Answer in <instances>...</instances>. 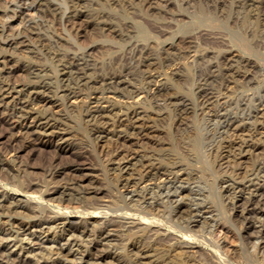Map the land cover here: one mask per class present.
Wrapping results in <instances>:
<instances>
[{
	"label": "rangeland",
	"instance_id": "rangeland-1",
	"mask_svg": "<svg viewBox=\"0 0 264 264\" xmlns=\"http://www.w3.org/2000/svg\"><path fill=\"white\" fill-rule=\"evenodd\" d=\"M43 1L36 0V7H39L37 11L39 10L40 13L38 12V16L26 20V22L19 18L8 19L6 16L4 17L3 14L5 12L9 13L15 4H12L10 0L0 1V7L2 4L4 6L1 7L2 9L0 8V17L6 18L4 21V18L1 17L0 30L6 26L10 27L9 29L14 27V29H11L12 31L10 30L4 34L0 33V62L6 58V60H13L14 65L21 68L22 71L15 73L16 78L15 75H12L10 79V84L12 82V88L14 87L15 90H11L10 96L6 99L8 105L10 101L11 106L9 105V109L2 111L0 122L2 119L19 122L20 114L22 116H25L26 113L31 115L27 120L28 122L21 123L22 130H15L12 133L13 136L9 135L8 139L3 140L5 146L0 145V155L2 156L0 157L2 158L0 159V196L4 201L3 204L13 203V206L18 207L21 205L22 208L28 207L33 212L31 214L22 212L21 214L18 209L8 215L7 213H1L2 221L7 222V227L12 229L17 224L32 223L33 221L59 219L60 222L66 223L80 222V227L89 232L85 236L88 239L86 241L85 237L75 238L77 241L74 248L76 255L70 257V262L67 264H86L89 259L91 263L88 262L87 264H148L149 261V264H209L210 260L213 259L211 256L214 255L223 257L225 262L228 260V263L233 261L235 264H259L257 258L252 255L251 246L244 240V227L250 219L245 212L247 207L253 208L254 206V208H260V210L263 207L262 210H264V163L259 162L262 159L264 161V136L258 135V133L264 131H261L264 128V119L256 115L259 110L264 109V0H135V3L134 0H49L44 1V3ZM142 3H145V6ZM52 11H55V14ZM60 13L62 14L59 16ZM12 32H14L13 35ZM11 37L12 39H10ZM8 39L10 40L8 41ZM12 40H14L13 43ZM58 72L61 73L60 76ZM66 72L68 73L65 74ZM17 75L20 77H17ZM36 75H40V77L37 78ZM77 75L79 76L77 77ZM0 81L1 88L2 82L5 83L2 76H0ZM69 81L71 85H69ZM40 82H43V87ZM82 87L85 89H82ZM99 87L101 91L98 89ZM119 87L122 92L119 91ZM67 88L68 90H66ZM108 89L110 90L109 93ZM73 91L79 93L78 95L81 98L75 99L69 96L70 92ZM118 92L120 93L118 94ZM120 94L121 97H119ZM27 95L29 96L27 97ZM105 98L109 99L110 103ZM12 101L13 103H11ZM31 103L33 104L31 105ZM115 106L119 111L114 108ZM21 107L23 108L19 109ZM24 108L27 110L29 108V110L27 111ZM111 113L113 114L111 115ZM129 113H133L130 114L132 118L128 115ZM134 113L136 114L134 115ZM107 114L110 116L108 117ZM116 114L118 115L115 116ZM253 115L257 119H254ZM247 117H251V119L246 120ZM14 118L18 119L15 120ZM260 119L263 122H259ZM104 120L105 122H103ZM42 121L53 128L52 136L48 138V143L45 145L40 144L38 131L35 133L33 130L26 131L24 129L31 123H42ZM111 122L118 125L111 126ZM104 123L108 124L107 127ZM132 124L137 128H134ZM254 126L258 131L257 134V131H254ZM237 127L238 129H236ZM6 128L5 125L3 130ZM110 130L115 132L112 133ZM24 131L25 133H23ZM229 137H237L238 139L233 138L234 140L232 139L231 142ZM239 138L258 144L259 151L251 156L246 155V153L239 155L238 146L244 141ZM10 140L13 144L8 145L7 143H10ZM69 144L71 145L69 146ZM16 145L18 146L15 147ZM127 146H131V148ZM136 152L139 154L137 155ZM230 152H233V154ZM106 153L107 156H105ZM108 153L117 154H115L116 156L113 154V156H110ZM212 155L214 157L218 156L214 158ZM108 160L110 164H108ZM141 162L145 164L146 168ZM78 163L82 165L81 167L87 169L83 173L72 174V176H75L71 178L69 168L70 166H77ZM246 163L248 165H245ZM244 168H247V171ZM54 169L60 171L61 175H57L56 178L52 176L56 172ZM62 171L64 172L62 173ZM140 171L141 173H138ZM152 172H154V175ZM244 172L246 174L248 172V175ZM251 173L255 174L253 181L255 179V182H258L254 184L252 181L253 184L249 186L248 181L252 179V177L250 178ZM128 175L129 181H127ZM80 177L81 180L85 181L80 186L82 190H78V185H76L75 192L77 191V194L73 192L74 194L72 193L71 197H65L66 201L60 204L58 200L60 193L67 186L69 189L73 187L71 179L77 178V180H80ZM242 177L243 181L241 180ZM4 178H7V181ZM52 178L56 179L53 180L55 185L51 180ZM232 180L236 182H232ZM29 187H31V190ZM84 187L88 188L87 193L89 192L85 196L83 195V191H86ZM91 188H93L92 191ZM51 190H58L59 192L57 195H52L54 191ZM253 190L255 191L253 192ZM11 191L12 193H10ZM249 191L251 195H249ZM5 194L7 196H4ZM150 197H154V199L152 198V200ZM58 205H61L62 208H57ZM90 210L92 212H89ZM17 211L19 212L17 213ZM190 214L193 215L190 217ZM238 220L239 224L243 220L241 225L238 224ZM254 222L256 223V220ZM97 223L99 226H97ZM243 230L244 232H242ZM213 234H217V238ZM208 238L213 242L209 241ZM107 242L113 244L111 243L108 248L109 244ZM218 242L221 246L218 245ZM143 245H145V248ZM137 246H139V249ZM222 246L223 248H221ZM100 249L104 251L100 252ZM110 249L112 253L109 252ZM221 250L224 252L221 253ZM131 251L136 252V254ZM97 252L98 255L100 252L101 256H106V258L94 261L93 259L98 256ZM236 259L239 260L235 261Z\"/></svg>",
	"mask_w": 264,
	"mask_h": 264
},
{
	"label": "bare ground",
	"instance_id": "bare-ground-1",
	"mask_svg": "<svg viewBox=\"0 0 264 264\" xmlns=\"http://www.w3.org/2000/svg\"><path fill=\"white\" fill-rule=\"evenodd\" d=\"M0 1H4V0H0ZM11 1V3L12 4H15V6H14V8L8 13V12H5L3 15H4V17L6 16V18H8V19H17V18H19V19H22V20H24L25 22H26V20H31V19H33L34 17H36V16H38L39 14H38V12H39V10L37 11V9L39 8H37L36 7V0H10ZM44 1H49V0H44ZM44 1H43V3H44ZM72 1V0H71ZM74 1V0H73ZM82 1V0H81ZM119 1H121V0H119ZM127 1V0H126ZM130 1V0H129ZM145 1V0H144ZM255 1H257V0H255ZM260 1V0H259ZM263 1V0H262ZM7 2H9V1H7ZM78 2V1H77ZM134 3H135V0L133 1ZM147 2V1H146ZM254 2V1H253ZM252 2V3H253ZM6 3V2H5ZM4 3V4H5ZM75 3V2H74ZM73 3V4H74ZM138 3V2H137ZM10 4V3H9ZM39 4V3H38ZM49 4V3H48ZM77 4V3H76ZM120 4V3H119ZM118 4V5H119ZM139 4H141V3H139ZM145 3H142V5H144ZM254 4V3H253ZM259 4V3H258ZM261 5V4H260ZM2 6H3V4H2ZM1 6V7H2ZM11 6V5H10ZM37 6H39V5H37ZM43 6H45V5H43ZM76 6V5H75ZM145 6V5H144ZM0 7V8H1ZM4 7V6H3ZM2 7V8H3ZM12 7V6H11ZM74 7V6H73ZM1 8V9H2ZM69 8H71V7H69ZM11 9V8H10ZM56 10V9H55ZM41 11V10H40ZM71 11V10H70ZM75 11V10H74ZM144 12H146L145 10H143ZM4 12V11H3ZM53 12V11H52ZM55 12V11H54ZM53 12V13H54ZM40 13V12H39ZM64 13V12H63ZM9 14H11L9 17H8V15ZM38 14V15H37ZM55 14V13H54ZM58 14V13H57ZM62 13H60L59 14V16L61 15ZM75 14V13H74ZM79 14H80V12H79ZM1 15V14H0ZM41 15V14H40ZM71 16V15H70ZM2 17V16H1ZM1 17H0V19H1ZM4 17H2V19L4 18ZM73 17H75V16H73ZM79 17V16H78ZM6 18H4V21H5V19ZM77 18V17H76ZM16 21V20H15ZM20 21V20H19ZM18 21V22H19ZM22 22V21H21ZM30 22V21H29ZM2 23H3V21H2ZM24 23V22H23ZM22 23V24H23ZM22 24H20L21 26H22ZM25 24V23H24ZM1 25V24H0ZM25 25H27V23L25 24ZM6 26V25H5ZM10 26V25H9ZM20 27V26H19ZM10 27H8V26H6V27H3L1 30H0V33L1 34H4V33H6V32H9L11 29H14V27L13 28H11V29H9ZM18 28V27H17ZM20 29V28H19ZM26 29V28H25ZM24 29V30H25ZM15 30H17V29H15ZM15 30H13V31H15ZM27 30H28V28H27ZM12 31V30H11ZM13 33L14 32H12V35H13ZM20 33V32H19ZM23 34V33H22ZM6 36V35H5ZM4 36V37H5ZM10 36V35H9ZM16 36H18V34H16ZM15 36V37H16ZM20 36V35H19ZM24 36V35H23ZM22 36V37H23ZM31 36V35H30ZM25 38H27L26 36H24ZM6 38V37H5ZM14 38V37H13ZM20 38V37H19ZM25 38H24V40H25ZM2 39V38H1ZM10 39H12V37L10 38ZM10 39H8V41L10 40ZM23 39V38H22ZM21 39V40H22ZM5 40V39H4ZM20 40V39H19ZM28 40V39H27ZM2 41H3V39H2ZM8 41H7V43H8ZM15 41H16V39H15ZM12 43L14 42V40H12L11 41ZM24 42V41H23ZM26 42H28V41H26ZM4 43H5V41H4ZM18 43V42H17ZM19 43H21V42H19ZM29 43H31V42H29ZM10 44V43H9ZM22 44V43H21ZM3 45V44H2ZM10 45H12V44H10ZM15 45V44H14ZM0 46H1V44H0ZM7 47V46H6ZM12 47V46H11ZM15 47V46H14ZM2 48V47H1ZM9 48V47H8ZM13 48V47H12ZM11 50H13V49H11ZM1 53V52H0ZM4 53V52H3ZM229 53V52H228ZM4 55V54H3ZM2 55V56H3ZM230 55V54H229ZM16 56V55H15ZM233 56V55H232ZM17 57V56H16ZM238 57V56H237ZM15 58V57H14ZM20 58V57H19ZM231 58V57H230ZM7 59V58H6ZM4 60L3 59V61L2 62H0V76H2V78H4V80H5V83L3 84V82H2V87L0 88V115L5 111V110H7V109H9L8 107H9V105L11 106V104H10V101H9V105H8V102H6V99H8V96H10V91L11 90H13L14 89V87L12 88V82H11V84H10V79H11V77H12V75L14 76L15 75V73L16 72H19V71H21V68H19L18 66H16V65H14L15 63H14V61L12 60ZM11 59V58H10ZM22 59V58H21ZM73 60H74V58H72ZM71 59V60H72ZM2 60V59H1ZM15 60V59H14ZM18 61H19V59H17ZM70 60V61H71ZM229 60V59H228ZM233 60V59H232ZM231 60V61H232ZM241 60V59H240ZM239 60V61H240ZM16 61V60H15ZM69 61V62H70ZM230 61V62H231ZM65 62V61H64ZM68 62V61H67ZM17 63V62H16ZM20 63V62H19ZM77 63H78V61H77ZM248 64V63H247ZM17 65H18V63H17ZM23 65V64H22ZM63 65H64V63H63ZM65 66V65H64ZM71 66V65H70ZM70 66H67V67H70ZM73 66V65H72ZM78 66V65H77ZM76 66V67H77ZM28 67V66H27ZM66 67V68H67ZM78 69H79V67H78ZM74 70H76V69H74ZM83 70V69H82ZM81 70V72H84V71H82ZM85 70V69H84ZM30 71V70H29ZM60 71V70H59ZM69 71V70H68ZM71 71V70H70ZM22 72V71H21ZM31 72V71H30ZM59 73V76H60V72H58ZM68 72H66L65 74H67ZM70 73V72H69ZM22 74V73H21ZM29 75H30V73H28ZM27 74V75H28ZM83 73H81V75H82ZM84 74H85V72H84ZM84 74H83V76H84ZM23 75V74H22ZM70 75V74H69ZM80 75V74H79ZM79 75H77V77L79 76ZM239 75V74H238ZM242 75V74H241ZM31 76V75H30ZM37 76V75H36ZM39 77H40V75H38ZM38 76H37V78H38ZM62 76V75H61ZM240 76V75H239ZM245 76V75H244ZM17 77H20V76H18L17 75ZM35 77V76H34ZM74 77H76V76H74ZM86 77V76H85ZM238 77V76H237ZM247 77V76H246ZM15 78H16V75H15ZM15 78H14V80H15ZM31 78H32V76H31ZM36 78V79H37ZM244 78V77H243ZM55 79V78H54ZM62 79V78H61ZM84 79V78H83ZM242 79V78H241ZM2 80V79H1ZM39 80V79H38ZM74 80H75V78H74ZM238 80H240V79H238ZM243 80V79H242ZM13 81V80H12ZM24 81H26V80H24ZM40 81H41V79H40ZM59 81V80H58ZM102 81V80H101ZM18 82V81H17ZM28 82H29V80H28ZM68 82V81H67ZM90 82H92V81H90ZM95 82V81H94ZM239 82V81H238ZM237 82V83H238ZM0 83H1V81H0ZM14 83V82H13ZM22 83V82H21ZM39 83V82H38ZM37 83V84H38ZM41 83V82H40ZM43 83V82H42ZM42 83H41V86H42ZM76 83H77V81H76ZM78 83H79V81H78ZM93 83V82H92ZM16 84V83H15ZM18 84V83H17ZM66 84V83H65ZM74 84V83H73ZM112 84V83H111ZM235 84H236V82H235ZM60 85V84H59ZM67 85V84H66ZM69 85H71L70 84V81H69ZM108 85V84H107ZM33 86V85H32ZM37 86V85H36ZM48 86V85H47ZM102 86V85H101ZM118 86H120V85H118ZM122 86V85H121ZM29 87V86H28ZM43 87V86H42ZM78 87V86H77ZM80 87V86H79ZM86 87V86H85ZM98 87V86H97ZM110 87V86H109ZM117 87V86H116ZM115 87V88H116ZM17 88V87H16ZM45 88V87H44ZM52 88V87H51ZM57 88V87H56ZM81 88V87H80ZM79 88V89H80ZM84 87H82V89H83ZM89 88V87H88ZM118 88V87H117ZM116 88V89H117ZM227 88V87H226ZM29 89V88H28ZM55 89V88H54ZM60 89H61V87H60ZM64 89V88H63ZM70 89V88H69ZM72 89V88H71ZM70 89V90H71ZM75 89V88H74ZM73 89V90H74ZM77 89V88H76ZM75 89V90H76ZM85 89V88H84ZM96 89V88H95ZM99 90H100V87L98 88ZM110 89V88H109ZM108 89V93H109V90ZM115 89V90H116ZM119 89H120V87H119ZM118 89V90H119ZM15 90V89H14ZM20 90H22L21 88H20ZM24 90V89H23ZM26 90V89H25ZM30 90H31V88H30ZM34 90V89H33ZM59 90V89H58ZM66 90H68V88L66 89ZM87 90V89H86ZM98 90V91H99ZM122 89H120L119 91H121ZM17 91V90H16ZM42 91V90H41ZM49 91V90H48ZM79 91V90H78ZM101 91V90H100ZM23 92H25V91H23ZM22 92V93H23ZM27 92V91H26ZM31 92V91H30ZM45 92V91H44ZM43 92V93H44ZM80 92V91H79ZM84 92V91H83ZM83 92H82V94H83ZM114 92V91H113ZM117 92V91H116ZM122 92V91H121ZM19 93V92H18ZM39 93H40V91H39ZM61 93H62V91H61ZM85 93V92H84ZM102 93V92H101ZM107 93V92H106ZM120 92H118V94H119ZM14 94V93H13ZM23 94H25V93H23ZM22 94V95H23ZM35 94V93H34ZM42 94V93H41ZM40 94V95H41ZM53 94V93H52ZM64 94V93H63ZM79 94V93H78ZM76 92H70V95L69 96H71L72 98H75V99H78L79 97H80V95H78ZM81 94V93H80ZM92 94H94V93H92ZM104 94V93H103ZM115 94V93H114ZM39 95V94H38ZM67 95V94H66ZM101 95V94H100ZM99 95V96H100ZM116 96H118L117 94H115ZM124 95V94H123ZM13 96V95H12ZM12 96H11V98H12ZM17 96V95H16ZM29 95H27V97H28ZM36 96V95H35ZM43 96V95H42ZM46 96V95H45ZM54 96V95H53ZM92 96V95H91ZM95 96V95H94ZM98 96V95H97ZM96 96V97H97ZM98 96V97H99ZM149 96V95H148ZM31 97H32V95H31ZM58 97H59V95H58ZM85 97V96H84ZM84 97H83V99H84ZM105 97V96H104ZM119 97H121V94H120V96ZM123 97V96H122ZM126 97H128V96H126ZM130 97V96H129ZM21 98V97H20ZM81 98V97H80ZM88 98V97H87ZM108 98V97H107ZM132 98V97H131ZM130 98V99H131ZM13 99V98H12ZM22 99V98H21ZM29 99H31L30 97H29ZM33 99V98H32ZM39 99V98H38ZM45 99V98H44ZM48 99H50V98H48ZM66 99V98H65ZM68 99H69V97H68ZM95 99V98H94ZM97 99V98H96ZM121 99V98H120ZM14 100V99H13ZM16 100V99H15ZM18 100V99H17ZM20 100V99H19ZM24 100H28V99H24ZM67 100V99H66ZM102 100V99H101ZM105 100H107V102L108 103H110V100L109 99H106L105 98ZM30 101V100H29ZM28 101V102H29ZM83 101V100H82ZM85 101V100H84ZM103 101V100H102ZM15 102V101H14ZM36 102V101H35ZM100 102V101H99ZM115 102V101H114ZM263 102V101H262ZM11 103H13V101L11 102ZM22 103H24V102H22ZM47 103V102H46ZM55 103V102H54ZM59 103V102H58ZM98 103V102H97ZM259 103H261V102H259ZM18 104V103H17ZM20 104V103H19ZM27 104H30V103H27ZM33 103H31V105H32ZM120 104V103H119ZM16 105V104H15ZM37 105V104H36ZM46 105V104H45ZM44 105V106H45ZM53 105V104H52ZM56 105V104H55ZM113 105V104H112ZM121 105V104H120ZM137 105V104H136ZM18 106V105H17ZM17 106H15V107H17ZM24 106V105H23ZM77 106V105H76ZM123 106V105H122ZM31 107V106H30ZM90 107V106H89ZM257 107V106H256ZM23 107H21V108H19V109H22ZM79 108H80V106H79ZM116 110L118 109V108H116V106L114 107ZM130 108V107H129ZM135 108V107H134ZM13 109H15V108H13ZM18 109V108H17ZM16 109V111H18ZM24 109H26V108H24ZM39 109V108H38ZM85 109V108H84ZM94 109V108H93ZM121 109V108H120ZM124 109V108H123ZM257 109H259V108H257ZM261 109V108H260ZM4 110V111H3ZM27 110V109H26ZM28 110H29V108H28ZM27 110V111H28ZM31 110V109H30ZM33 110V109H32ZM95 110V109H94ZM113 110V109H112ZM126 110V109H125ZM134 110V109H133ZM224 110H226V109H224ZM3 111V112H2ZM9 111V110H8ZM8 111H7V113H8ZM26 111V112H27ZM35 111V110H34ZM40 111V110H39ZM44 111V110H43ZM96 111V110H95ZM98 111V110H97ZM118 111H119V109H118ZM123 111V110H122ZM14 112V111H13ZM12 112V113H13ZM23 112H25V111H23ZM30 112V111H29ZM33 112V111H32ZM36 112H37V109H36ZM87 112V111H86ZM108 112H110L109 110H108ZM125 112V111H124ZM127 112V111H126ZM125 112V113H126ZM139 112V111H138ZM224 112V111H223ZM222 112V113H223ZM6 113V112H5ZM18 113H20V112H18ZM31 113V112H30ZM39 113H41V112H39ZM44 113H46V112H44ZM50 113V112H49ZM118 113V112H117ZM128 113V112H127ZM9 114H10V112H9ZM16 114V113H15ZM34 114H35V112H34ZM38 114V113H37ZM36 114V115H37ZM94 114V113H93ZM113 113H111V115H112ZM130 114H133V113H129L128 115H130ZM136 113H134V115H135ZM221 114V113H220ZM229 114V113H228ZM251 114H253V113H251ZM4 115V114H3ZM12 116H13V114H11ZM17 115V114H16ZM21 116H19V122L17 121V122H13L12 120H5V119H2L1 120V122H0V145L1 144H3V140H5L6 138L8 139V136L9 135H12L13 136V132L15 131V130H17V129H20V130H22L23 128H22V126H21V123L22 122H28L27 120H29V118L31 117V115L30 114H25V116L23 117L22 116V114H20ZM97 115V114H96ZM118 114H116L115 116H117ZM140 115V114H139ZM227 115V114H226ZM256 115L257 116H260L261 118H263L264 119V109H262V110H259L257 113H256ZM255 115V116H256ZM2 116V115H1ZM11 116V117H12ZM42 116H43V114H42ZM78 116H80V115H78ZM98 116V115H97ZM107 116L109 117L110 115H108L107 114ZM114 116V115H113ZM114 116V117H115ZM121 116V115H120ZM123 116H124V114H123ZM256 116V117H257ZM4 117H6V116H4ZM9 117V116H8ZM40 118H41V116H39ZM83 117V116H82ZM102 117V116H101ZM103 117H105V116H103ZM125 117V116H124ZM130 117H131V115H130ZM253 117H254V115H253ZM51 118V117H50ZM53 118V117H52ZM58 118V117H57ZM90 118V117H89ZM96 118V117H95ZM111 118V117H110ZM109 118V119H110ZM117 118V117H116ZM115 118V119H116ZM119 118V117H118ZM132 118V117H131ZM134 118V117H133ZM241 118V117H240ZM240 118H239V120H240ZM250 119H251V117H249ZM248 117L246 118V120H248L249 119ZM11 119V118H10ZM15 119V118H14ZM13 119V120H14ZM16 119H18V118H16ZM15 119V120H16ZM43 119V118H42ZM56 119V118H55ZM62 119V118H61ZM60 119V120H61ZM134 119H138V118H134ZM253 119V118H252ZM254 119H257V118H255L254 117ZM54 120V119H53ZM97 120V119H96ZM111 120V119H110ZM121 120H122V117H121ZM132 120V119H131ZM226 120V119H225ZM236 120V119H235ZM244 120V119H243ZM245 120V121H246ZM47 121V120H46ZM99 121V120H98ZM124 121H126V120H124ZM138 121V120H137ZM137 121H135V122H137ZM255 121V120H254ZM36 122V121H35ZM48 122V121H47ZM51 122V121H50ZM55 122V121H54ZM103 122H105V120L103 121ZM117 122V121H116ZM131 122V121H130ZM229 122H230V120H229ZM237 122V121H236ZM241 122H243L242 120H241ZM259 122H263V121H261V119H260V121ZM90 123V122H89ZM126 123V122H125ZM246 123V122H245ZM254 123V122H253ZM256 123V122H255ZM264 123V122H263ZM29 124V123H28ZM60 124V123H59ZM59 124H57V125H59ZM86 124H88V123H86ZM91 124V123H90ZM89 124V125H90ZM99 124V123H98ZM102 124V123H101ZM104 124H106V127H107V123H104ZM111 124H112V122H111ZM123 124V123H122ZM134 124V123H133ZM132 124V125H133ZM234 124V123H233ZM233 124H232V126H233ZM242 124V123H241ZM248 124V123H247ZM5 125H6V129H4L3 130V127H5ZM23 125V124H22ZM118 124H112L111 126H117ZM125 125V124H124ZM141 125V124H140ZM139 125V126H140ZM224 125V124H223ZM222 125V126H223ZM245 125V124H244ZM253 125V124H252ZM261 125V124H260ZM53 126V125H52ZM101 126V125H100ZM134 126V128L136 127L135 125H133ZM132 126V127H133ZM139 126H138V128H139ZM228 126L230 127V125L228 124ZM231 126V127H232ZM242 126V125H241ZM259 126V125H258ZM54 127H56V126H54ZM110 127V126H109ZM125 127V126H124ZM127 127V126H126ZM131 127V126H130ZM224 127H225V125H224ZM234 127H236V126H234ZM249 127V126H248ZM105 128V127H104ZM115 128V127H114ZM137 128V127H136ZM144 128H146L145 126H144ZM243 128V127H242ZM252 128V127H251ZM254 128H255V126H254ZM253 128V129H254ZM26 131H29V130H33V131H35V133H36V131H38L39 132V134H38V140L41 142L40 144L41 145H45V144H47L48 143V138L50 137V136H52L51 134H52V127L48 124V123H43V121H42V123L40 122H37V123H31V124H29L28 126H26L25 128H24ZM92 129H95V128H92ZM97 129V128H96ZM120 129H121V127H120ZM123 129H125V128H123ZM132 129V128H131ZM236 129H238V127L236 128ZM240 129H241V127H240ZM256 129V128H255ZM254 129V131H257V129L255 130ZM261 129V128H260ZM19 130V131H20ZM101 130V129H100ZM127 130H129V128L127 127ZM134 130H136V129H134ZM140 130H141V128H140ZM242 130H244V129H242ZM241 130V131H242ZM259 130V129H258ZM264 130V128H262L261 129V131H263ZM18 131V132H19ZM93 131V130H92ZM91 131V132H92ZM95 131V130H94ZM102 131V130H101ZM107 131V130H106ZM114 131V130H113ZM113 131H111L110 130V132H112V133H114ZM237 131V130H236ZM250 131V130H249ZM57 132V131H56ZM109 132V131H108ZM109 132V133H110ZM140 132V131H139ZM21 133V132H20ZM23 133H25V131L23 132ZM69 133V132H68ZM71 133V132H70ZM69 133V134H70ZM106 133V132H105ZM108 133V134H109ZM238 133V132H237ZM253 133V132H252ZM258 133V131L256 132V134ZM16 134V133H15ZM31 134H33V133H31ZM53 134H55V133H53ZM68 134V135H69ZM140 134V133H139ZM143 134V133H142ZM222 134V133H221ZM230 134V133H229ZM228 134V135H229ZM243 134V133H242ZM255 134V135H256ZM23 135V134H22ZM34 135V134H33ZM56 135V134H55ZM104 135V134H103ZM248 135V134H247ZM258 135L259 136H264V131L263 132H260V133H258ZM11 136V137H12ZM15 136V135H14ZM25 136H27V135H25ZM58 136V135H57ZM102 136V135H101ZM105 136H106V134H105ZM112 136H113V134H112ZM221 136V135H220ZM223 136V135H222ZM226 136V135H225ZM238 136V135H237ZM243 136V135H242ZM249 136V135H248ZM248 136H247V139H248ZM37 137V136H36ZM54 137V136H53ZM56 137V136H55ZM54 137V138H55ZM65 137V136H64ZM100 137V136H99ZM227 137V136H226ZM231 137V136H230ZM229 137V138H230ZM239 137V136H238ZM241 137V136H240ZM254 137V136H253ZM253 137H251V138H253ZM33 138H34V136H33ZM60 138V137H59ZM62 138H63V135H62ZM61 138V139H62ZM234 138V137H233ZM233 138H230L231 139V142H232V139ZM235 138H237V137H235ZM234 138V139H235ZM258 138V137H257ZM9 139H11V138H9ZM26 139V138H25ZM29 139V138H28ZM37 139V138H36ZM45 139H47V140H45ZM66 139V138H65ZM68 139H69V137H68ZM68 139H67V141H68ZM98 139V138H97ZM105 139V138H104ZM120 139V138H119ZM128 139V138H127ZM140 139H141V137H140ZM139 139V140H140ZM222 139V138H221ZM221 139H220V142H221ZM224 139V138H223ZM226 139V138H225ZM233 139V140H234ZM238 139V138H237ZM237 139H236V141H237ZM240 139V138H239ZM242 139V138H241ZM240 139V140H241ZM52 140H53V138H52ZM51 140V141H52ZM96 140V139H95ZM133 140V139H132ZM242 140H244V139H242ZM13 142H14V140H12ZM17 141V140H16ZM36 141V140H35ZM51 141H50V143H51ZM60 141H62V140H60ZM70 141V140H69ZM103 141V140H102ZM138 141V140H137ZM226 141H227V139H226ZM262 141V140H261ZM260 141V142H261ZM6 142V141H5ZM25 142H26V140H25ZM34 142V141H33ZM59 142V141H58ZM96 142V141H95ZM99 142V141H98ZM127 142V141H126ZM256 142L258 143V141L256 140ZM7 143V142H6ZM36 143V142H35ZM38 143V142H37ZM70 143V142H69ZM134 143V142H133ZM133 143H131V144H133ZM8 145H10V144H13V143H11V140H10V143H7ZM18 144H20V143H18ZM23 144V143H22ZM52 144V143H51ZM67 144V143H66ZM73 144V143H72ZM124 144V143H123ZM126 144V143H125ZM128 144V143H127ZM218 144H220V143H218ZM223 144V143H222ZM237 144V143H236ZM262 144V143H261ZM4 145V144H3ZM15 145V144H14ZM37 145V144H36ZM56 145V144H55ZM71 144H69V146H70ZM130 145V144H129ZM221 145V144H220ZM219 145V146H220ZM224 145V144H223ZM235 145V144H234ZM238 145V144H237ZM5 146V145H4ZM12 146V145H11ZM18 145H16L15 147H17ZM27 146V145H26ZM67 146V145H66ZM68 146V148H70ZM73 146V145H72ZM123 146V145H122ZM132 147H133V145H131ZM131 146L129 147V146H127V147H129V148H131ZM138 146V145H137ZM227 146V145H226ZM225 146V147H226ZM56 147V146H55ZM117 147V146H116ZM221 147V146H220ZM224 147V148H225ZM231 147H232V145H231ZM1 148V147H0ZM3 148V147H2ZM14 148V147H13ZM18 148H20V147H18ZM66 148V147H65ZM123 148V147H122ZM135 148H136V146H135ZM227 148H228V146H227ZM4 149V148H3ZM57 149H59V148H57ZM117 149V148H116ZM121 149V148H120ZM126 149V148H125ZM229 149H231V148H229ZM234 149V148H233ZM239 149V150H238ZM238 149L236 148V150H238V151H240V154L239 155H241V153H246V155H249V156H251V155H254V154H256V152H258L259 151V146H258V144H253V143H251V141H242L241 143H240V145L238 146ZM1 150V149H0ZM8 150V149H7ZM9 150H11V149H9ZM13 150V149H12ZM17 150V149H16ZM62 150V149H61ZM64 150V149H63ZM115 150V149H114ZM131 150V149H130ZM222 150V149H221ZM232 150V149H231ZM264 150V149H263ZM263 150H261V151H263ZM3 151V150H2ZM59 151V150H58ZM112 151V150H111ZM123 151V150H122ZM127 151H128V149H127ZM133 151V150H132ZM138 151V150H137ZM226 151V150H225ZM227 151H228V149H227ZM234 151V150H233ZM19 152V151H18ZM60 152V151H59ZM74 152V151H73ZM109 152V151H108ZM126 152V151H125ZM134 152V151H133ZM139 152V151H138ZM138 152H136V154L138 155L139 153ZM217 152V151H216ZM219 152V151H218ZM229 152V151H228ZM264 152V151H263ZM262 152V153H263ZM4 153H5V151H4ZM10 153V152H9ZM12 153V152H11ZM57 153V152H56ZM103 153V152H102ZM118 153H119V151H118ZM230 153H232L233 154V152H230ZM230 153H228V154H230ZM236 153V152H235ZM62 154V153H61ZM71 154V153H70ZM109 154V153H108ZM113 154V153H112ZM109 154L110 156H113V155H115V154H117V153H115V154ZM120 154H121V152H120ZM142 154V153H141ZM223 154H224V152H223ZM227 154V155H228ZM242 154V155H243ZM101 155V154H100ZM128 155V154H127ZM130 155V154H129ZM131 155H133V154H131ZM145 155V154H144ZM214 155V154H213ZM212 155V157H214ZM260 155V154H259ZM264 155V154H263ZM105 156H107V153H106V155ZM116 156V155H115ZM122 156V155H121ZM142 156V155H141ZM216 156H218V155H216ZM215 156V157H216ZM220 156V155H219ZM229 156V155H228ZM230 156H231V154H230ZM235 156H237V155H235ZM243 156H245V155H243ZM0 157H2L1 155H0ZM20 157V156H19ZM104 157V156H103ZM120 157V156H119ZM118 157V158H119ZM128 157H130V156H128ZM135 157V156H134ZM137 157V156H136ZM214 157V158H215ZM221 157V156H220ZM225 157V156H224ZM246 157V156H245ZM262 157V156H261ZM260 157V158H261ZM56 158V157H55ZM77 158V157H76ZM102 158V157H101ZM105 158V157H104ZM110 158V157H109ZM108 158V159H109ZM117 158V159H118ZM124 158H125V156H124ZM131 158V157H130ZM141 158V157H140ZM145 158V157H144ZM218 158V157H217ZM233 158V157H232ZM235 158V157H234ZM239 158V157H238ZM256 158V157H255ZM254 158V159H255ZM258 158V157H257ZM0 159H2V158H0ZM112 159V158H111ZM116 159V158H115ZM123 159V158H122ZM149 159V158H148ZM225 159V158H224ZM229 159V158H228ZM240 159V158H239ZM262 159V158H261ZM11 160V159H10ZM23 160V159H22ZM56 160V159H55ZM103 160V159H102ZM106 160V159H105ZM120 160V159H119ZM142 160H143V158H142ZM216 160H219V159H216ZM242 160V159H241ZM256 160H258V159H256ZM255 160V161H256ZM12 161V160H11ZM15 161V160H14ZM52 162H53V160H51ZM50 161V162H51ZM112 161V160H111ZM115 161V160H114ZM125 161H127V160H125ZM128 161H130L129 159H128ZM236 161V160H235ZM238 161V160H237ZM247 161V160H246ZM25 162V161H24ZM49 162V163H50ZM108 162V164H110L109 163V160L107 161ZM117 162H118V160H117ZM138 162V161H137ZM144 162V161H143ZM215 162V161H214ZM213 162V163H214ZM222 162V161H221ZM227 162H229V161H227ZM230 162H231V160H230ZM259 162H263L264 163V161H263V159H262V161L260 160ZM16 163V162H15ZM76 163V162H75ZM106 163V162H105ZM112 163V162H111ZM123 164H124V162H122ZM136 163V162H135ZM134 163V164H135ZM150 163H151V161H150ZM232 163V162H231ZM235 163V162H234ZM238 163H240V162H238ZM4 164H6V163H4ZM114 164H115V162H114ZM113 164V165H114ZM120 164V163H119ZM118 164V165H119ZM122 164V165H123ZM134 164H133V166H134ZM139 164V163H138ZM141 164H143L144 165V168H146L145 167V164L144 163H142L141 162ZM149 164V163H148ZM221 164V163H220ZM224 164V163H223ZM236 164H237V162H236ZM241 164V163H240ZM68 165V164H67ZM129 165V164H128ZM136 165H137V163H136ZM153 165V164H152ZM215 165H217V164H215ZM225 165V164H224ZM245 165H248L247 163L245 164ZM258 165H259V163H258ZM13 166V165H12ZM23 166V165H22ZM45 166H47V165H45ZM82 165H80V163H78L77 164V166H70V174H71V178L73 177V176H75V175H73L72 176V174H80V173H83V171L84 170H86V169H84L83 167H81ZM107 166V165H106ZM149 166V165H148ZM158 166V165H157ZM222 166V165H221ZM242 166V165H241ZM241 166H239V167H241ZM244 166V165H243ZM242 166V167H243ZM264 166V165H263ZM4 167H6V166H4ZM19 167V166H18ZM47 167H49V166H47ZM54 167V166H53ZM56 167V166H55ZM59 167V166H58ZM114 167V166H113ZM119 167V166H118ZM124 167V166H123ZM122 167V168H123ZM247 167V166H246ZM249 167V166H248ZM258 167V166H257ZM256 167V168H257ZM25 169H26V167H24ZM23 168V169H24ZM46 168V167H45ZM50 168V167H49ZM63 168V167H62ZM137 168V167H136ZM136 168H134V169H136ZM142 168V167H141ZM227 168H229L228 166H227ZM236 168V167H235ZM264 168V167H263ZM15 169H16V167H15ZM47 169V168H46ZM45 169V170H46ZM56 169V168H55ZM54 169V170H55ZM66 169H68V168H66ZM65 169V170H66ZM68 169V170H69ZM134 169H132V170H134ZM139 169V168H138ZM148 169H149V167H148ZM151 169V168H150ZM225 169H226V167H225ZM230 169V168H229ZM245 170L247 169V168H244ZM2 170V169H1ZM6 170V169H5ZM22 170V169H21ZM20 170V171H21ZM53 170V169H52ZM57 170V169H56ZM55 170V171H56ZM108 170V169H107ZM112 170V169H111ZM115 170V169H114ZM126 170V169H125ZM141 171L143 170V169H140ZM157 170V169H156ZM222 170V169H221ZM227 170V169H226ZM232 170V169H231ZM230 170V171H231ZM250 170H252L251 168H250ZM257 170H259V169H257ZM4 171V170H3ZM19 171V172H20ZM23 171V170H22ZM47 171H49V170H47ZM110 171V170H109ZM116 171V170H115ZM141 171L140 172H138V173H141ZM153 171V170H152ZM167 171V170H166ZM219 171V170H218ZM229 171V170H228ZM229 171V172H230ZM243 171V170H242ZM247 171V170H246ZM264 171V170H263ZM25 172V171H24ZM23 172V173H24ZM50 172V171H49ZM52 172V171H51ZM64 171H62V173H63ZM117 172V171H116ZM123 172V171H122ZM145 172H147V171H145ZM149 172V171H148ZM151 172V171H150ZM163 172V171H162ZM221 172V171H220ZM248 172H249V170H248ZM248 172H247V174L246 175H248ZM8 173H9V171H8ZM13 173V172H12ZM11 173V174H12ZM26 173V172H25ZM48 173V172H47ZM112 173H113V171H112ZM126 173V172H125ZM134 173V172H133ZM143 173V172H142ZM153 173V175H154V172H152ZM158 173V172H157ZM166 174H168L167 172H165ZM259 173V172H258ZM15 174V173H14ZM13 174V175H14ZM19 174V173H18ZM65 174H67V173H65ZM85 174V173H84ZM114 174H116V173H114ZM118 174V173H117ZM145 174V173H144ZM148 174V173H147ZM223 174H225V173H223ZM241 174V173H240ZM239 174V175H240ZM243 174V173H242ZM22 175V174H21ZM26 175V174H25ZM47 175V174H46ZM57 175H61V172L60 171H56L54 174H52V176H54L55 178H56V176ZM83 175V174H82ZM125 175V174H124ZM152 175V174H151ZM182 175V174H181ZM228 175H230V174H228ZM227 175V176H228ZM238 175V176H239ZM261 175V174H260ZM7 176V175H6ZM45 176V175H44ZM86 176V175H85ZM160 176V175H159ZM183 176V175H182ZM225 176V175H224ZM231 176H232V174H231ZM236 176V175H235ZM237 176V177H238ZM255 176V174L254 173H251L250 174V178L252 177V179L251 180H249L248 181V183H249V186H251V184H253L252 183V181H253V177ZM258 176V175H257ZM4 177H5V175H4ZM8 177V176H7ZM15 177V176H14ZM16 177H17V175H16ZM64 177V176H63ZM62 177V178H63ZM66 177V176H65ZM64 177V178H65ZM76 177H78V176H76ZM116 177V176H115ZM121 177V176H120ZM124 177V176H123ZM126 177V176H125ZM134 177V176H133ZM132 177V178H133ZM140 177V176H139ZM157 177V176H156ZM160 177H162V176H160ZM228 177H230V176H228ZM239 177H241V176H239ZM11 178V177H10ZM13 178V177H12ZM51 178V177H50ZM54 178V179H55ZM68 178V177H67ZM66 178V179H67ZM82 178H83V176H82ZM85 178V177H84ZM137 178V177H136ZM155 178V177H154ZM227 178V177H226ZM235 178V177H234ZM5 179V178H4ZM7 179V178H6ZM5 179V180H6ZM53 178L51 179L52 181L54 180ZM58 179V178H57ZM76 179V180H75ZM75 179H71L72 180V183H73V187L72 188H65V190L63 191V192H61L60 194V197H58L59 199V202H60V204L61 203H63V202H65L66 201V199H65V197H71L72 196V193L73 192H75V186L76 185H78L77 187L79 188L78 190H82V187H80L81 185H82V183L83 182H85L84 180H81V177H80V180H77V178H75ZM79 179V178H78ZM116 179V178H115ZM124 179V178H123ZM122 179V180H123ZM129 179V175H128V178H127V181H129L128 180ZM140 179H142V178H140ZM153 179V178H152ZM156 179V178H155ZM163 179V178H162ZM168 179V178H167ZM170 179V178H169ZM233 179V178H232ZM237 179V178H236ZM259 179V177L257 178V180ZM48 180V179H47ZM56 180V179H55ZM63 181H64V179H62ZM118 180V179H117ZM133 180V179H132ZM135 180V179H134ZM143 180V179H142ZM187 180V179H186ZM238 180H239V178H238ZM237 180V181H238ZM242 181L244 180L243 179V177H242V179H241ZM256 180V181H257ZM4 181V180H3ZM7 181V180H6ZM62 181V182H63ZM66 181V180H65ZM68 181V180H67ZM124 181V180H123ZM163 181V180H162ZM165 181V180H164ZM224 181H225V179H224ZM241 181V182H242ZM9 182V181H8ZM44 182V181H43ZM50 182V181H49ZM54 182V181H53ZM52 182V183H53ZM71 182V181H70ZM93 182V181H92ZM143 182V181H142ZM186 182V181H185ZM232 182H236V181H234V180H232ZM240 182V181H239ZM254 184L255 183H257V182H255V179H254ZM259 182L260 183H262L261 182V180H259ZM40 183H42V182H40ZM66 183V182H65ZM71 183V184H72ZM123 183V182H122ZM126 183V182H125ZM134 183V182H133ZM164 183V182H163ZM167 183V182H166ZM165 183V184H166ZM224 183V182H223ZM2 184V183H1ZM35 184V183H34ZM34 184H30V185H34ZM37 184V183H36ZM46 184V183H45ZM54 185H55V182L53 183ZM58 184V183H57ZM63 184H64V182H63ZM121 184V183H120ZM229 184V183H228ZM234 184V183H233ZM237 184V183H236ZM14 185V184H13ZM15 185H16V183H15ZM18 185V184H17ZM41 185H43V184H41ZM59 185V184H58ZM57 185V186H58ZM60 185H62V184H60ZM90 185V184H89ZM95 185H97L96 183H95ZM124 185V184H123ZM127 185V184H126ZM132 185V184H131ZM139 185V184H138ZM141 185V184H140ZM173 185V184H172ZM244 185V184H243ZM246 185V184H245ZM256 185H258V184H256ZM10 186V185H9ZM36 186V185H35ZM45 186H47V185H45ZM154 186H156V185H154ZM164 186V185H163ZM166 186V185H165ZM231 186V185H230ZM263 186V185H262ZM15 187V186H14ZM17 187V186H16ZM20 187V186H19ZM37 187H39V186H37ZM43 187V186H42ZM41 187V188H42ZM86 187V186H85ZM84 187V188H85ZM135 187V186H134ZM133 187V188H134ZM158 187V186H157ZM156 187V188H157ZM239 187V186H238ZM237 187V188H238ZM247 187V186H246ZM245 187V188H246ZM8 188V187H7ZM27 188V187H26ZM31 187H29V189H30ZM36 188V187H35ZM53 188V187H52ZM51 188V189H52ZM59 188V187H58ZM63 188V187H62ZM83 188V189H84ZM90 188V187H89ZM123 188V187H122ZM137 188V187H136ZM226 188V187H225ZM229 188V187H228ZM236 188V187H235ZM243 188V187H242ZM252 188V187H251ZM19 189V188H18ZM38 189V188H37ZM43 189H44V187H43ZM42 189V190H43ZM50 189V188H49ZM55 189V188H54ZM56 189H57V187H56ZM77 189V188H76ZM86 189V188H85ZM88 189V188H87ZM87 189H86V191H83V195L85 196V195H87V194H89V192L87 193ZM92 189L93 188H91V191H92ZM95 189H96V187H95ZM129 189V188H128ZM148 189V188H147ZM165 189V188H164ZM187 189V188H186ZM239 189V188H238ZM249 189V188H248ZM253 189H254V187H253ZM257 189V188H256ZM264 189V188H263ZM31 190V189H30ZM33 190H34V188H33ZM97 190V189H96ZM141 190V189H140ZM181 190V189H180ZM243 190V189H242ZM260 190V189H259ZM262 190V189H261ZM4 191V190H3ZM25 191H26V189H25ZM39 191V190H38ZM41 191V190H40ZM52 191V190H51ZM54 191V190H53ZM52 191V192H53ZM103 191V190H102ZM169 191V190H168ZM184 191V190H183ZM182 191V192H183ZM248 191V190H247ZM251 191V190H250ZM250 191H249V195H251L250 194ZM255 190H253V192H254ZM258 191V190H257ZM5 192H7V191H5ZM27 192V191H26ZM35 192H36V190H35ZM42 192V191H41ZM55 192V193H54ZM53 192V194L52 195H57L58 194V190H55ZM68 194H67V193ZM79 192H82V191H79ZM134 192V191H133ZM181 192V191H180ZM259 192V191H258ZM263 192V191H262ZM261 192V193H262ZM8 193V192H7ZM10 193H12V191L10 192ZM19 193V192H18ZM23 193V192H22ZM29 193V192H28ZM32 193V192H31ZM37 193V192H36ZM46 193V192H45ZM76 194H77V191L75 192ZM91 193V192H90ZM38 194V193H37ZM74 194V193H73ZM76 194H75V196H76ZM79 194H81V193H79ZM121 194V193H120ZM130 194V193H129ZM166 194V193H165ZM1 195V194H0ZM2 195H3V193H2ZM45 195V194H44ZM44 195H43V197H44ZM83 195H81L82 197H83ZM135 195H136V193H135ZM152 195V194H151ZM177 195V194H176ZM255 195V194H254ZM257 195V194H256ZM264 195V194H263ZM4 196H7L6 194L4 195ZM9 196V195H8ZM11 196V195H10ZM13 196V195H12ZM11 196V197H12ZM33 197H34V195H32ZM47 196H50V195H47ZM74 196V195H73ZM96 196V195H95ZM123 196V195H122ZM127 196V195H126ZM137 196V195H136ZM168 196V195H167ZM166 196V197H167ZM170 196H171V194H170ZM179 196H180V194H179ZM182 196V195H181ZM16 197V196H15ZM19 197V196H18ZM80 197V196H79ZM90 197H92V196H90ZM249 197V196H248ZM261 197V196H260ZM2 197L0 196V210H1V212H0V214L2 213H7V215L8 214H10V213H12L14 210L16 211V210H20L21 211V214H22V212L23 213H33L31 210H29V208L28 207H25V208H22L21 207V205H20V207H18V206H13L12 204H3V200L1 199ZM22 198V197H21ZM42 198V197H41ZM131 198H133V197H131ZM154 199V197H150V199ZM168 198V197H167ZM172 198V197H171ZM180 198H182V197H180ZM250 198V197H249ZM253 198H254V196H253ZM15 199V198H14ZM18 199V198H17ZM71 199V198H70ZM69 199V200H70ZM76 199V198H75ZM81 199V198H80ZM152 199V200H153ZM183 199H184V197H183ZM251 199V198H250ZM255 199V198H254ZM6 200V199H5ZM22 200V199H21ZM20 200V201H21ZM30 200V199H29ZM36 200V199H35ZM43 200V199H42ZM89 200V199H88ZM147 200V199H146ZM172 200V199H171ZM177 200V199H176ZM175 200V201H176ZM182 200V199H181ZM180 200V201H181ZM249 200V199H248ZM8 201V200H7ZM6 201V202H7ZM10 201V200H9ZM12 201V200H11ZM18 201V200H17ZM30 201H33V200H30ZM48 201H50V200H48ZM83 201V200H82ZM87 201V200H86ZM173 201V200H172ZM192 201V200H191ZM253 201V200H252ZM24 202V201H23ZM52 202V201H51ZM55 202V201H54ZM81 202V201H80ZM136 202V201H135ZM178 202V201H177ZM236 202V201H235ZM247 202V201H246ZM256 202H257V200H256ZM260 202H262V201H260ZM264 202V201H263ZM18 203V202H17ZM70 203V202H69ZM77 203H78V201H77ZM85 203V202H84ZM189 203V202H188ZM192 203V202H191ZM232 203H234V202H232ZM245 203V202H244ZM249 203V202H248ZM56 204H57V202H56ZM67 204V203H66ZM65 204V205H66ZM75 204V203H74ZM177 204V203H176ZM19 205V204H18ZM35 205V204H34ZM81 205H82V202H81ZM188 205H190V204H188ZM200 205V204H199ZM233 205V204H232ZM240 205V204H239ZM246 205V204H245ZM253 205H254V202H253ZM260 205H262L261 203H260ZM59 207H57V208H59V209H61L62 207H61V205H58ZM67 206V205H66ZM85 206V205H84ZM184 206V205H183ZM198 206V205H197ZM241 206H242V204H241ZM256 206V205H255ZM33 207V206H32ZM68 207H70L69 205H68ZM73 207H75V206H73ZM78 206H76L75 208H77ZM86 207H87V205H86ZM89 207V206H88ZM192 207H193V205H192ZM243 207H244V205H243ZM242 207V208H243ZM249 207H251V206H249ZM260 207V206H259ZM27 208V209H26ZM64 208H66V207H64ZM74 208V209H75ZM189 209H190V206L188 207ZM208 208V207H207ZM238 208V207H237ZM262 209H263V207H261ZM66 209H68V208H66ZM91 209V208H90ZM233 209V208H232ZM236 209V208H235ZM260 210V208L259 209H256V208H254V206H253V208H248L247 207V209H245L246 211V215H248L249 217H250V219H249V222L245 225V237H244V240L245 241H247L248 242V245H250L251 247V250H252V255H254L253 257H256L257 258V260L259 261V264H264V210ZM88 210H89V208H88ZM97 210V209H96ZM182 210V209H181ZM197 210V209H196ZM201 210V209H200ZM64 211V210H63ZM69 211H71L70 209H69ZM74 211V210H73ZM76 211V210H75ZM204 211V210H203ZM209 211V210H208ZM231 211V210H230ZM233 211V210H232ZM243 211V210H242ZM19 211H17V213H18ZM80 212V211H79ZM89 212H92L91 210L89 211ZM180 212V211H179ZM202 212V211H201ZM205 212V211H204ZM236 212H237V210H236ZM16 213V212H15ZM66 213V212H65ZM82 213V212H81ZM96 213V212H95ZM200 213V212H199ZM208 213V212H207ZM209 213H210V211H209ZM242 213V212H241ZM35 214V213H34ZM38 214V213H37ZM49 214V213H48ZM47 214V215H48ZM64 214V213H63ZM78 214V213H77ZM90 214V213H89ZM100 214V213H99ZM176 214V213H175ZM211 214V213H210ZM232 214V213H231ZM17 215V214H16ZM69 215V214H68ZM102 215V214H101ZM179 215H180V213H179ZM186 215H188V214H186ZM191 215H193V214H190V217H191ZM207 215V214H206ZM18 216V215H17ZM24 216V215H23ZM34 216V215H33ZM84 216V215H83ZM197 216V215H196ZM233 216V215H232ZM238 216V215H237ZM26 217V216H25ZM30 217V216H29ZM32 217V216H31ZM48 217V216H47ZM77 217V216H76ZM78 217H81V216H78ZM128 217V216H127ZM183 217V216H182ZM185 217V216H184ZM235 217V216H234ZM9 218V217H8ZM37 218V217H36ZM49 218V217H48ZM66 218V217H65ZM98 218V217H97ZM100 218V217H99ZM176 218V217H175ZM180 218V217H179ZM240 218V217H239ZM238 218V219H239ZM10 219V218H9ZM45 219H47V218H45ZM44 219V220H45ZM75 219V218H74ZM102 219V218H101ZM174 219V218H173ZM193 219V218H192ZM191 219V220H192ZM195 219V218H194ZM212 219V218H211ZM245 219H246V217H245ZM244 219V220H245ZM13 220V219H12ZM22 220V219H21ZM38 220V219H37ZM67 220V219H66ZM98 220V219H97ZM210 220V219H209ZM248 220V219H247ZM247 220H246V222H247ZM256 220V223L254 222ZM16 221V220H15ZM28 221V220H27ZM32 221H33V219H32ZM65 221V220H64ZM106 221V220H105ZM172 221V220H171ZM176 221V220H175ZM208 221V220H207ZM241 221V220H240ZM243 221V220H242ZM242 221H241V223H242ZM13 222V221H12ZM21 222V221H20ZM19 222V223H20ZM78 221H76V222H69V223H66V222H60L59 221V219L58 220H49V221H33L32 223L31 222H28V223H20V224H17V225H15V227H14V229H12V228H8L7 227V222H3L2 221V217H1V215H0V264H67V263H69L70 262V260H69V258L70 257H75V255H76V251L74 250V248L76 247V244H77V241L75 240V238L76 237H80V238H82V237H85V236H87V233H89L86 229H84V228H81L80 227V225H79V223H77ZM84 222V221H83ZM88 222V221H87ZM102 222V221H101ZM107 222V221H106ZM110 222V221H109ZM173 222V221H172ZM194 222V221H193ZM196 222V221H195ZM199 222H201V221H199ZM235 222H237V221H235ZM245 222V223H246ZM11 223V222H10ZM89 223V222H88ZM241 223L239 224V220H238V224L239 225H241ZM85 224V223H84ZM94 224H95V222H94ZM98 224V223H97ZM111 224V223H110ZM195 224V223H194ZM203 224H205V223H203ZM209 224V223H208ZM211 224V223H210ZM216 224V223H215ZM13 225V226H14ZM82 225V224H81ZM86 225V224H85ZM89 225V224H88ZM212 225V224H211ZM10 226V225H9ZM97 226H99V224L97 225ZM112 226V225H111ZM114 226V225H113ZM219 226V225H218ZM237 226V225H236ZM87 227V226H86ZM196 227V226H195ZM207 227V226H206ZM205 227V228H206ZM213 227V226H212ZM88 228V227H87ZM89 228H94V227H89ZM106 228V227H105ZM107 228H110V227H107ZM112 228V227H111ZM204 228V229H205ZM208 228V227H207ZM212 228L210 227V230H211ZM223 229V228H222ZM91 231V230H90ZM106 231H107V229H106ZM105 231V232H106ZM112 231V230H111ZM206 231V230H205ZM209 231V230H208ZM212 231H214V230H212ZM221 231V230H220ZM116 232V231H115ZM204 232V231H203ZM210 232V231H209ZM215 233H216V231H214ZM242 232H244V230L242 231ZM102 233V232H101ZM109 233V232H108ZM107 233V234H108ZM119 233V232H118ZM118 233H116V234H118ZM218 233V232H217ZM221 233V232H220ZM97 234H99V233H97ZM105 234V233H104ZM110 234V233H109ZM113 234H115V233H113ZM210 234V233H209ZM219 234V233H218ZM207 235H208V233H207ZM214 235V234H213ZM217 235V234H216ZM216 235H214L216 238H217V236ZM112 236V235H111ZM212 236V235H211ZM211 236H209V237H211ZM237 236V235H236ZM93 237V236H92ZM100 237V236H99ZM108 237V236H107ZM238 237V236H237ZM240 237V236H239ZM86 238V237H85ZM87 239L88 238H86V241H87ZM91 239V238H90ZM105 239V238H104ZM100 240V239H99ZM208 240H209V238H208ZM214 240V239H213ZM105 241V240H104ZM107 241V240H106ZM109 241V240H108ZM111 241V240H110ZM207 241V240H206ZM209 241H211V242H213L212 240H209ZM99 242H101V241H99ZM115 242V241H114ZM117 242V241H116ZM135 242V241H134ZM221 242V241H220ZM79 243V242H78ZM89 243V242H88ZM95 243H97L96 241H95ZM108 244H109V242H107ZM112 243V242H111ZM110 243V244H111ZM119 244H120V241L118 242ZM135 243H137V242H135ZM186 243V242H185ZM188 243V242H187ZM186 243V244H187ZM214 243H215V241H214ZM217 243V242H216ZM226 243V242H225ZM241 243V242H240ZM244 243V242H243ZM85 244V243H84ZM103 244H105V243H103ZM109 244V246H108V248L111 246ZM113 244V243H112ZM116 244V243H115ZM138 244V243H137ZM88 245V244H87ZM107 245V244H106ZM133 245V244H132ZM218 245H219V242H218ZM247 245V244H246ZM99 246H100V244H99ZM121 246V245H120ZM144 246V248H145V245H143ZM185 246H187V245H185ZM201 246V245H200ZM213 246H215V245H213ZM219 246H221V244L219 245ZM218 246V247H219ZM80 247V246H79ZM91 247V246H90ZM93 247V246H92ZM105 247H107V246H105ZM113 247V246H112ZM139 246H137V248H138ZM226 247V246H225ZM96 248V247H95ZM103 248H104V246H103ZM118 248H119V245H118ZM117 248V250H119ZM130 248V247H129ZM185 248V247H184ZM187 248H188V246H187ZM199 248V247H198ZM221 248H223V246L221 247ZM220 248V249H221ZM90 249H92V248H90ZM89 249V250H90ZM105 249V248H104ZM107 249V248H106ZM139 249V248H138ZM137 249V250H138ZM181 249V248H180ZM217 249H219V248H217ZM80 250V249H79ZM78 250V251H79ZM87 250V249H86ZM101 250V249H100ZM103 250V249H102ZM102 250L100 251V252H102ZM123 250V249H122ZM122 250H120V251H122ZM142 250V249H141ZM185 250V249H184ZM186 250H188V249H186ZM190 250V249H189ZM203 250V249H202ZM223 250V249H222ZM220 251L221 253L222 252H224V251ZM225 250V249H224ZM234 250V249H233ZM84 251V250H83ZM88 251V250H87ZM99 251V250H98ZM104 251V250H103ZM107 251V250H106ZM114 251V250H113ZM130 251V250H129ZM148 251V250H147ZM146 251V252H147ZM182 251V250H181ZM180 251V252H181ZM192 251V250H191ZM215 251V250H214ZM229 251V250H228ZM94 252V251H93ZM100 252H99V255H98V252H97V255L98 256H96V258H94L93 260L94 261H98V260H104L105 258H106V256H101V254H100ZM109 252H111V249H110V251ZM117 252V251H116ZM115 252V253H116ZM132 252V251H131ZM150 252V251H149ZM184 252V251H183ZM190 252V251H189ZM195 252V251H194ZM200 252V251H199ZM210 252V251H209ZM227 252V251H226ZM226 252H225V254H226ZM112 253V252H111ZM133 253V252H132ZM135 254H136V252H134ZM133 253V254H134ZM186 253V252H185ZM184 253V254H185ZM228 253V252H227ZM82 254V253H81ZM106 254H108V253H106ZM119 254V253H118ZM139 254V253H138ZM138 254H137V256H138ZM148 254H150V253H148ZM188 254V253H187ZM189 254H192V253H189ZM213 254V253H212ZM231 254V253H230ZM239 254V253H238ZM92 255V254H91ZM224 255V254H223ZM232 255H234V254H232ZM55 257L54 259L52 258V257ZM80 256V255H79ZM78 256V257H79ZM82 256V255H81ZM116 256V255H115ZM118 256V255H117ZM121 256V255H120ZM130 256H131V254H130ZM136 256V255H135ZM142 256H143V254H142ZM152 256V255H151ZM150 256V257H151ZM182 256V255H181ZM191 256V255H190ZM194 256V255H193ZM226 256V255H225ZM224 256V257H225ZM77 257V258H78ZM87 257V256H86ZM92 257V256H91ZM95 257V256H94ZM108 257H110V256H108ZM112 257H114V256H112ZM123 257V256H122ZM132 257V256H131ZM145 257V256H144ZM213 257V259H211L210 260V263L209 264H235V262L233 263V261L232 262H230V263H228V260H226V262H225V259L223 258V257H220V256H218V255H214V256H211V258ZM235 257V256H234ZM233 257V258H234ZM80 258V257H79ZM133 258H134V255H133ZM136 258V257H135ZM140 258V257H139ZM146 258V257H145ZM210 258V257H209ZM239 258V257H238ZM255 258V259H256ZM114 259V258H113ZM120 259V258H119ZM126 259V258H125ZM141 259V258H140ZM144 259V258H143ZM150 259V258H149ZM235 259V258H234ZM90 260V259H89ZM89 260H88V262H89ZM91 260H92V258H91ZM110 260V259H109ZM123 260V259H122ZM135 260V259H134ZM146 260V259H145ZM144 260V261H145ZM186 260V259H185ZM188 260H189V258H188ZM187 260V261H188ZM192 260H193V258H192ZM192 260H190V261H192ZM239 260V259H238ZM237 259L235 260V261H238ZM256 260V261H257ZM77 261V260H76ZM83 261V260H82ZM111 261V260H110ZM136 261V260H135ZM139 261H141V260H139ZM196 261H197V259H196ZM195 261V262H196ZM203 261V260H202ZM257 261V262H258ZM85 262V261H84ZM87 262V263H88ZM100 262V261H99ZM105 262H106V260H105ZM127 262V261H126ZM241 262H242V259H241ZM244 262V261H243ZM82 263V262H81ZM86 263V264H87ZM89 263H91V262H89ZM94 263H96V262H94ZM113 263V262H112ZM119 263V262H118ZM130 263V262H129ZM139 263V262H138ZM149 263H150V261H149ZM148 263V264H149ZM192 263V262H191ZM194 263V262H193ZM240 263V262H239ZM245 263V262H244ZM256 263V262H255ZM100 264V263H99ZM102 264V263H101ZM107 264V263H106ZM128 264V263H127ZM134 264V263H133ZM147 264V263H146ZM186 264V263H185ZM188 264V263H187ZM238 264V263H237ZM241 264V263H240ZM243 264V263H242Z\"/></svg>",
	"mask_w": 264,
	"mask_h": 264
}]
</instances>
